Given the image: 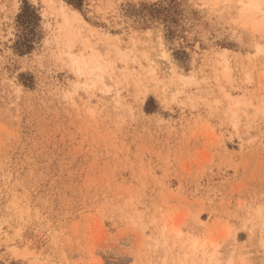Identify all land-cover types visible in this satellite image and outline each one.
Masks as SVG:
<instances>
[{
    "label": "rangeland",
    "instance_id": "rangeland-1",
    "mask_svg": "<svg viewBox=\"0 0 264 264\" xmlns=\"http://www.w3.org/2000/svg\"><path fill=\"white\" fill-rule=\"evenodd\" d=\"M61 4L0 0V264H264V0Z\"/></svg>",
    "mask_w": 264,
    "mask_h": 264
},
{
    "label": "trees",
    "instance_id": "trees-1",
    "mask_svg": "<svg viewBox=\"0 0 264 264\" xmlns=\"http://www.w3.org/2000/svg\"><path fill=\"white\" fill-rule=\"evenodd\" d=\"M67 4L80 8L84 0H64ZM38 14L36 9L23 1L20 12L16 16V24L18 27L17 39L14 43V49L19 53H25L32 49L35 42L38 26Z\"/></svg>",
    "mask_w": 264,
    "mask_h": 264
},
{
    "label": "bare ground",
    "instance_id": "bare-ground-1",
    "mask_svg": "<svg viewBox=\"0 0 264 264\" xmlns=\"http://www.w3.org/2000/svg\"><path fill=\"white\" fill-rule=\"evenodd\" d=\"M55 2H57V4H58V6H57V9H59L60 10V13L62 14V15H65L66 14V12H65V10H64V8H63V5L61 4L62 3V0H55ZM75 70L78 72V73H81L82 71H83V67H81L79 64H78V62H75ZM95 74V73H94ZM93 75V74H92ZM107 88V87H106ZM109 88V87H108ZM106 90V89H105ZM108 92H109V90H107ZM106 91V92H107Z\"/></svg>",
    "mask_w": 264,
    "mask_h": 264
}]
</instances>
